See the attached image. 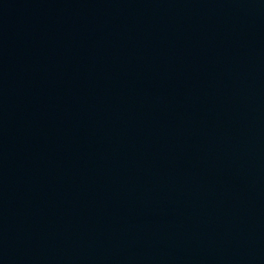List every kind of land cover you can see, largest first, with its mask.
Here are the masks:
<instances>
[{"label": "water", "instance_id": "water-1", "mask_svg": "<svg viewBox=\"0 0 264 264\" xmlns=\"http://www.w3.org/2000/svg\"><path fill=\"white\" fill-rule=\"evenodd\" d=\"M0 264H264V0H0Z\"/></svg>", "mask_w": 264, "mask_h": 264}]
</instances>
